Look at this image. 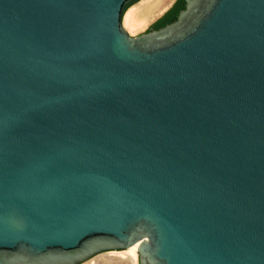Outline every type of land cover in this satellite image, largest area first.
Wrapping results in <instances>:
<instances>
[{"label": "water", "instance_id": "95a60500", "mask_svg": "<svg viewBox=\"0 0 264 264\" xmlns=\"http://www.w3.org/2000/svg\"><path fill=\"white\" fill-rule=\"evenodd\" d=\"M137 1L0 0V264H264V0Z\"/></svg>", "mask_w": 264, "mask_h": 264}, {"label": "bare ground", "instance_id": "6f19581e", "mask_svg": "<svg viewBox=\"0 0 264 264\" xmlns=\"http://www.w3.org/2000/svg\"><path fill=\"white\" fill-rule=\"evenodd\" d=\"M174 0H143L129 7L123 17V24L130 33L143 29L151 20L159 16ZM138 244L134 243L121 250L101 252L80 264H138Z\"/></svg>", "mask_w": 264, "mask_h": 264}, {"label": "trees", "instance_id": "16d2710c", "mask_svg": "<svg viewBox=\"0 0 264 264\" xmlns=\"http://www.w3.org/2000/svg\"><path fill=\"white\" fill-rule=\"evenodd\" d=\"M184 2L185 0H178L175 3V6L172 8V10L168 11L167 13L164 14L163 17H161L157 22H156V27H161L165 25L168 22L173 21L176 18L177 13L179 12L180 9L184 7Z\"/></svg>", "mask_w": 264, "mask_h": 264}, {"label": "rangeland", "instance_id": "374dc122", "mask_svg": "<svg viewBox=\"0 0 264 264\" xmlns=\"http://www.w3.org/2000/svg\"><path fill=\"white\" fill-rule=\"evenodd\" d=\"M139 1L142 2L143 0H139ZM139 1L135 2V3L132 4V5H133V6H136L138 3H141V2H139ZM132 5H131V6H132ZM138 5H139V4H138ZM131 6H130V7H131ZM166 9H167V8H166ZM155 18H156V17H155ZM155 18H154V19H155ZM154 19H153V20H154ZM153 20H151V21H150V22H149V23H148L143 29H141V30H139V31H137V32H135V33H130V31H129L128 28L125 26V24H123V26L129 31L130 34H132V35H136V34H138V33H140V32L146 31V30L149 28V26L153 23Z\"/></svg>", "mask_w": 264, "mask_h": 264}, {"label": "flooded vegetation", "instance_id": "af4514ba", "mask_svg": "<svg viewBox=\"0 0 264 264\" xmlns=\"http://www.w3.org/2000/svg\"><path fill=\"white\" fill-rule=\"evenodd\" d=\"M177 1H178V0H176L175 3H176ZM175 3L172 5V7H170V9H169L168 11L172 10V8L175 6ZM168 11H167V12H168ZM167 12H166V13H167ZM163 16H164V15H163ZM163 16H162V17H163ZM159 19H160V18H159ZM159 19H158V20H159ZM158 20H156L155 22L152 23V25H154V28H157V27H156V22H157ZM158 28H159V27H158Z\"/></svg>", "mask_w": 264, "mask_h": 264}]
</instances>
